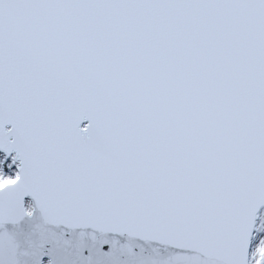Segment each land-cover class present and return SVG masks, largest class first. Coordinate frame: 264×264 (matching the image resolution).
Instances as JSON below:
<instances>
[{
  "label": "snow or ice",
  "instance_id": "1",
  "mask_svg": "<svg viewBox=\"0 0 264 264\" xmlns=\"http://www.w3.org/2000/svg\"><path fill=\"white\" fill-rule=\"evenodd\" d=\"M0 264H264V0H0Z\"/></svg>",
  "mask_w": 264,
  "mask_h": 264
}]
</instances>
